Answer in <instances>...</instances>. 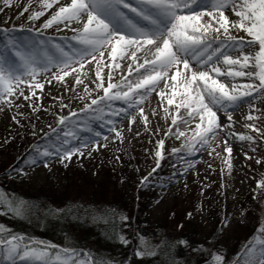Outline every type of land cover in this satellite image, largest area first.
I'll return each instance as SVG.
<instances>
[{
  "label": "rangeland",
  "instance_id": "obj_1",
  "mask_svg": "<svg viewBox=\"0 0 264 264\" xmlns=\"http://www.w3.org/2000/svg\"><path fill=\"white\" fill-rule=\"evenodd\" d=\"M213 2L201 0L199 10L206 11ZM28 3L29 0H12V6L5 7L0 0V9H3L0 11V29L4 30L0 32V51L4 50V42L7 43L9 36L16 37L18 41L31 40L54 11L50 10L40 20L30 22L26 17L34 10L38 11L39 6L37 0H31L29 12L19 15ZM225 15L231 20L238 19L231 5L225 9ZM233 34L250 39L243 32L234 31ZM73 35L69 30L58 32L53 25L42 30L41 38L51 37L67 50L68 42L63 38ZM72 43L75 44V41ZM54 53L55 49L48 46L44 50L36 49L33 55L45 60L47 55ZM8 59L19 66V57L13 53H8ZM125 63L121 61L122 65ZM95 64L96 61H92L82 71L94 78V71L88 72V69H94ZM108 71V68L102 71L105 86ZM122 73L128 75L126 68L113 70L112 82H119ZM50 75L37 77L45 85L42 90H29L26 85H20L30 97L31 91L36 92V96L29 100L13 97L20 107L0 105L3 108L0 111V192L14 200H23L27 209L23 217H16L10 212L0 214V228L4 229L0 236L24 234L27 238L48 244L43 237H49L51 233L50 238L59 242L61 247L88 249L90 252L81 248L77 250L98 254V259L110 264H212V253L221 254L224 264H234L238 256L243 257L250 242L258 246V241L264 239V233L258 231L264 226V190L256 188L257 181L264 178V138L244 126L255 124L264 130V97L258 93L253 94L255 99L244 97L243 107L234 112L231 132L237 135L229 136L233 149L231 157L223 151V135H218L211 142L212 147L220 144L216 148V153L220 155L213 153L210 156L204 150L189 154L186 149L174 155L172 149L181 148L182 143L193 136L195 122L189 127L178 118L180 130L185 131L186 136L177 140L168 131L169 128H172V133L176 131L171 125V116H166L155 93L142 105L149 115L145 127L135 112L137 122L130 124L129 119L122 118L123 114L109 116L107 108L103 112L80 111L86 102H90L84 85H88L92 96L99 95L101 90L94 91L95 84L87 78L84 84L75 85V73L65 77L63 83L55 80L48 83ZM134 76L135 73L128 79L133 80ZM220 79L226 80L225 77ZM246 82H249L246 77L236 80L237 84ZM30 105H35L37 110L34 111ZM113 106L119 108L124 105L122 101H115ZM73 111L78 115L72 117L67 126L58 124V116ZM169 111L176 114L175 103ZM179 111L186 115L183 109ZM249 112L259 119L246 120ZM109 120L116 121L114 126L121 131L122 140L109 130L113 126ZM65 132L74 135L65 137ZM97 132L101 136H96ZM49 133L54 135L52 140L48 137ZM240 135H252L256 137V143L242 141ZM105 136L108 139L105 140ZM65 139L69 141L67 147L88 144V147L80 149L83 156L77 153L71 161L63 163L53 156L47 167L43 166L44 160L41 159L31 166L29 158L24 165L12 164L23 150L31 149L30 154L34 155L32 150L37 144L41 148H51ZM161 139L165 141V159L161 167L153 172L156 167L153 158L155 145ZM94 141L98 144L92 143ZM253 148L255 151H252ZM228 159L232 164L231 170L226 163ZM257 159L262 163L257 164ZM189 161L194 163L189 164ZM145 177H148L147 181L141 184L139 180ZM0 211L3 209L0 208ZM101 214H104L103 219H100ZM121 217H128V220L124 221ZM59 220L63 222L58 228L55 225ZM103 220L117 224L115 230L118 236H123L129 243L125 245L118 239L114 248L102 244L94 235V230H98V224L105 223ZM67 221L75 224L68 225ZM180 241H186L187 245ZM145 248L155 251L156 255L137 258L135 251ZM112 256L119 260L114 263Z\"/></svg>",
  "mask_w": 264,
  "mask_h": 264
},
{
  "label": "snow or ice",
  "instance_id": "obj_2",
  "mask_svg": "<svg viewBox=\"0 0 264 264\" xmlns=\"http://www.w3.org/2000/svg\"><path fill=\"white\" fill-rule=\"evenodd\" d=\"M37 2L39 10H34L26 17L30 22L40 20L50 10L54 11L42 23L40 29L36 30L37 35L31 40L18 41L16 37L9 36L7 43L3 45L4 50L0 51V105L18 108L20 105L15 104L13 97H23L25 100L35 97V91H31L30 97L20 85H26L29 90H42L45 85L37 79L41 74H51L48 83L52 80L63 83L65 77L75 73V85L84 84V79L87 78L90 83L95 84L94 91L103 92L102 95L92 96L88 85L85 84L84 90L88 92L90 102L84 104L83 111L103 112L107 108L109 116L119 117L123 114L122 118L129 119L130 124L137 122L135 112L146 127L149 115L145 113L142 105L155 93L166 116H171V125L176 131L172 133V128L168 131L169 134H174L177 140L186 136V132L180 130L178 118L183 125L189 127L195 122L193 136L182 143L181 148H173L172 154L181 153L182 149H186L189 154L204 150L211 156L216 153V148L220 147L219 143L212 147L211 142L218 135H223V151L231 157L233 149L229 144V136L237 135L231 132L234 112L243 107L244 97L255 99L254 93L264 97V0H214L206 11L199 10L201 0ZM2 3L5 7L12 6V0H2ZM229 5L233 14L238 17L237 20H231L225 15V9ZM30 7L31 0L19 15L28 13ZM53 25H56L58 32L69 30L74 33L70 38H63L68 42L67 50L65 46L55 43L51 37L41 38L42 30H47ZM3 31L0 29V32ZM234 31L243 32L250 39L246 40L245 36L233 34ZM72 41H75V44ZM48 46L55 49V53L47 55L45 60H39L33 55L36 49L44 50ZM8 53L19 57V66L8 59ZM92 61H96V64L94 69L89 68L88 72L94 71V78L82 71L86 65L92 64ZM121 61L126 63L122 65ZM121 67L126 68L128 75L122 73V79L113 83V70ZM20 68H23V71H20ZM104 68L109 69L106 86L102 75ZM133 73V80H129L128 76ZM25 76L29 79L25 80ZM221 77L226 80H221ZM245 77L249 82L236 83L237 78ZM115 101H122L124 106L114 108ZM174 103L175 115L169 111ZM248 103L251 107V101ZM30 106L34 111L37 110L35 105ZM180 109H183L186 115L181 114ZM2 110L0 107V111ZM155 114L153 109V115ZM77 115L74 111L68 115H60L57 122L61 126H67L72 117ZM254 119L259 117L251 112L246 115V120ZM109 123L113 125L109 130L115 132L116 137L122 140L121 131L114 126L116 121L109 120ZM244 126L264 138V130L255 124ZM33 135L36 133L33 132ZM64 135L68 137L74 133L65 132ZM96 136H101V133L97 132ZM103 138L108 139L107 136ZM239 139L256 143V137L252 135H240ZM92 143L98 144V141ZM68 144L67 139L51 148H41L37 144L32 150L34 155L29 156L30 166L41 159L44 160L43 166L47 167L53 156L62 163L71 161L77 153L83 156L81 147H88V144L67 147ZM155 148L153 158L156 167L153 172L161 167V162L165 159V141H157ZM252 151H255V148ZM188 163L192 164L194 161ZM226 163L231 170L230 159L226 160ZM256 163L261 164L262 161L257 159ZM19 171L23 172V169ZM147 179L148 177L142 178L141 183H145ZM256 188L264 190V178L257 181ZM0 208L3 209L0 214L10 212L16 217H23L27 211L23 200H14L4 194H0ZM103 217L104 214H101L100 219ZM121 219L127 221L128 217ZM3 231L4 229L0 228V232ZM258 231L264 233V226ZM119 240L125 245L129 243L123 236H119ZM141 242L143 243V240ZM179 243L187 245L186 241ZM135 255L142 258L144 255L156 253L145 248L143 251H135ZM210 259L212 264H224V257L219 253L210 254ZM0 264L110 262L75 248L45 244L43 241L27 238L24 234H11L7 237L0 236ZM234 264H264V239L258 241V246L250 242L243 257L238 256Z\"/></svg>",
  "mask_w": 264,
  "mask_h": 264
},
{
  "label": "trees",
  "instance_id": "obj_3",
  "mask_svg": "<svg viewBox=\"0 0 264 264\" xmlns=\"http://www.w3.org/2000/svg\"><path fill=\"white\" fill-rule=\"evenodd\" d=\"M31 150V149H30ZM30 150L28 151H26V150H23V151H21V152H19V153H22V154H20L19 155V153L16 155L17 157L16 158H14L15 160H13L12 161V164L13 163H15L16 162V164H19V165H24L26 162H27V160H28V158H29V154H30ZM6 174V173H5ZM9 179V178H8ZM0 194H1V192H0ZM17 198H18V196H17ZM115 220V219H114ZM60 221V220H59ZM59 221H57V223L56 224H58V225H55V226H57L58 228L61 226V222H63L62 220L59 222ZM107 225L106 226H103V225H105V223L104 224H102V225H100V224H98L97 226H98V230H94V235L98 238V240H100V242L102 243V244H104L105 246H107V247H109V248H114V245H116V243H117V240L119 239V236H118V234H117V230H115L116 228H115V225H117V224H115V225H112L111 224V222H109L108 220H103ZM263 221V223H264V219L262 220ZM70 222V223H69ZM117 222V221H116ZM115 222V223H116ZM73 221H67L66 222V224H68V225H72L73 226ZM75 224V223H74ZM103 229H102V228ZM57 228V229H58ZM56 232V231H55ZM26 234V233H25ZM49 234V233H48ZM30 235V234H29ZM50 236H51V233H50ZM50 236L48 237L47 235L45 236V237H43L44 238V240L45 241H48V243H54V244H56V245H58L59 244V242H56V240H54V239H52V238H50ZM54 238V237H53ZM59 246H61V245H59ZM79 248H81V247H77V249H79ZM81 249H84V250H86V251H88V252H90V250H88V249H85V248H81ZM107 249V248H106ZM108 250V249H107ZM94 257H98L99 258V255L98 254H96V255H93ZM113 258V260L112 261H114V263H116L119 259L118 258H116L115 256H112ZM111 258V257H110ZM116 259V260H115Z\"/></svg>",
  "mask_w": 264,
  "mask_h": 264
}]
</instances>
